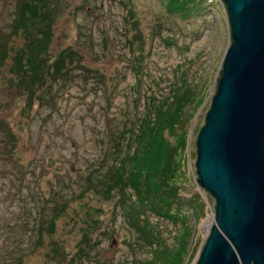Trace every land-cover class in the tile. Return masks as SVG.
Returning <instances> with one entry per match:
<instances>
[{
    "label": "rangeland",
    "instance_id": "374dc122",
    "mask_svg": "<svg viewBox=\"0 0 264 264\" xmlns=\"http://www.w3.org/2000/svg\"><path fill=\"white\" fill-rule=\"evenodd\" d=\"M16 1L0 0V31L8 29ZM56 4L60 14L51 60L63 49L75 48L91 71L75 70L64 82L53 84L48 104L28 110L17 83L1 70L0 122L10 127L15 149L9 150L7 133L0 131V264L18 260L54 264L46 245L53 241H59L69 259L78 250L79 229L86 234L87 221L93 232L89 235L100 240L89 264L110 260L130 264L133 255L151 256L148 248L134 242L117 194L88 190L86 177L95 180L117 163L114 138L120 130L136 129L151 101L171 99L172 91L187 86L197 93L191 118L184 131L169 140L176 145L178 160L171 180L181 184L179 194L187 200L172 206L173 212L185 216L190 233L174 241L183 229L178 219L150 215L149 220L167 244L179 242L182 264H196L215 224V201L196 183L195 141L230 46L225 6L220 0H56ZM129 7L143 36V63L137 42L135 60L129 61ZM122 148L121 153L125 145ZM131 195L126 198L135 201ZM52 204H63L65 212L55 222L54 233L43 236L42 245L36 226ZM75 264H86V259Z\"/></svg>",
    "mask_w": 264,
    "mask_h": 264
},
{
    "label": "trees",
    "instance_id": "16d2710c",
    "mask_svg": "<svg viewBox=\"0 0 264 264\" xmlns=\"http://www.w3.org/2000/svg\"><path fill=\"white\" fill-rule=\"evenodd\" d=\"M15 3L8 29L0 31V75L2 69L6 70L11 81L17 83L16 90L24 97L25 108L29 110L35 105L42 107L48 104V93L53 91L56 84L68 79L75 70L82 69L86 73L91 70L83 65L82 56L75 48L67 47L55 60H51L50 48L60 14V5L56 4V0H17ZM127 22L132 33L126 40L132 50V59L129 61L135 60L133 47L137 42L140 46H137L140 52L138 57L143 63L144 44L140 41L143 36L132 7L127 9ZM130 67H134L133 63ZM5 87L8 89V86ZM196 96L193 88L187 86L181 91H172L171 99L154 98L136 129L126 130V133L125 129L120 130L117 138H114L113 145L116 144L115 150L118 151L117 163L108 167L95 180L86 177L88 190L107 195L114 192L117 194L122 217L136 238L134 242L138 241L143 248L149 249L151 256L142 259L133 255L130 264H182L183 248L179 242L177 245L175 242L167 244L156 225L150 222L149 216L154 215L158 219L170 217L172 221L178 219L183 229L174 241L179 237L184 239L190 233L186 228L185 216L180 215L178 210L177 213L173 212L175 207L172 206L187 204V200L179 194L181 184L171 180L178 171V160L176 145L170 142L169 137L175 138L178 130L184 131L183 126L191 118ZM0 129L7 133L5 141L9 150H14L15 140L10 127L0 122ZM124 145L125 150L121 153ZM130 193L135 201L126 198ZM48 210L44 216L41 215L36 226V237L40 243L43 236L54 233L55 222L65 212V206L52 204ZM79 233L78 250L69 259V254L59 241L46 244L47 254L54 258V264H75L77 259H86V264L91 262L89 256L99 244V236L93 240V236L89 235L93 232L88 221L86 234L81 229ZM108 263L112 264L113 260ZM9 264L23 262L18 260Z\"/></svg>",
    "mask_w": 264,
    "mask_h": 264
},
{
    "label": "water",
    "instance_id": "95a60500",
    "mask_svg": "<svg viewBox=\"0 0 264 264\" xmlns=\"http://www.w3.org/2000/svg\"><path fill=\"white\" fill-rule=\"evenodd\" d=\"M230 46L196 141L215 224L196 264H264V0H220Z\"/></svg>",
    "mask_w": 264,
    "mask_h": 264
}]
</instances>
